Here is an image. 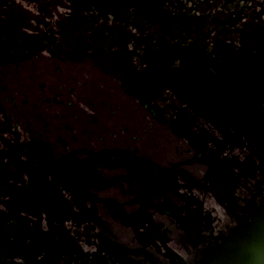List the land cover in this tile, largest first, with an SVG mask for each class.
<instances>
[{
    "label": "flooded vegetation",
    "instance_id": "obj_1",
    "mask_svg": "<svg viewBox=\"0 0 264 264\" xmlns=\"http://www.w3.org/2000/svg\"><path fill=\"white\" fill-rule=\"evenodd\" d=\"M13 1L11 73L18 52L47 70L27 73L32 91L15 93L0 65V264H145L147 253L151 264H199L243 233L264 202V146L254 140L264 135V0ZM200 62L208 72L195 101L167 77ZM79 65L128 99L144 87L145 103L160 81L158 116L178 111L169 120L187 135L174 149L196 174L141 154L127 124L71 140L67 112L90 104L77 100L88 77L66 70Z\"/></svg>",
    "mask_w": 264,
    "mask_h": 264
},
{
    "label": "rangeland",
    "instance_id": "obj_2",
    "mask_svg": "<svg viewBox=\"0 0 264 264\" xmlns=\"http://www.w3.org/2000/svg\"><path fill=\"white\" fill-rule=\"evenodd\" d=\"M0 6L3 10L0 16V44L2 45L4 43L6 48L5 51L0 49V65L6 69L7 77L12 81L11 88L13 92L17 93L20 90L31 92L32 84L24 78L26 74H40L47 69L43 67L41 62H28L20 55V52H18L17 59L20 65V72L17 76L11 73L9 49H19L18 43L15 41L16 39L14 37V34L18 32V21H15V17L18 16V8L14 1L8 2V0H0ZM23 37L25 36L23 35ZM175 54L181 55V52L176 51ZM238 64L244 72H249L251 70L250 65L247 63L238 62ZM202 66L203 64L200 62L196 69L185 77H181L179 71H175L174 74L167 77V81H172L173 78L178 79L179 85L176 92L179 95H189L192 100L200 101L202 95L196 89V85H200L201 82L205 80V76L208 72L206 69L202 70ZM66 70L74 72L77 75L88 77L87 85L81 91L77 100L90 103L86 110L74 108L67 112V117L73 121L78 130L71 140H90V138L98 132L97 128L100 124L106 126L127 124L130 126V133L141 143V154H145L156 164L170 162L174 167H178L179 169L182 168L189 173L196 174L199 164L194 163L189 156L176 152L174 149V145H181L182 139L187 135L186 129L175 130L174 124L169 120L175 118L178 111H171L165 114V116H158V111L160 110L159 103L164 102L162 95H160L161 100L155 102L160 93V81L157 82L158 80H156V84L149 86L148 91H150V93L154 92L155 94L149 98V103H145L147 99L142 101L138 100V96L143 94L144 90L142 89L144 87L137 90L130 87V99H128V97L121 93L114 84H105L102 82L99 75L90 73L82 65L75 67L67 66ZM169 88L172 89V87ZM133 93L135 94L133 95ZM185 106L190 105L187 104ZM112 108L116 110L114 115H111ZM232 108L233 112L230 115V119L231 121L238 122L239 119L241 120L243 114L241 107L239 108L238 104H233ZM191 118L192 117L189 116V122H193ZM83 129L86 130L87 136L82 134L81 130ZM179 136H181V138ZM254 140L264 146V135L260 132L255 133ZM73 144H76V142ZM136 168H138V166H136ZM209 191L214 200L220 201L221 191L214 180L211 181L209 185ZM135 207V199L130 198V209L132 210ZM134 252H136V249H130V253ZM144 262L145 264H151V253L145 254ZM163 264L166 263L163 262Z\"/></svg>",
    "mask_w": 264,
    "mask_h": 264
},
{
    "label": "water",
    "instance_id": "obj_3",
    "mask_svg": "<svg viewBox=\"0 0 264 264\" xmlns=\"http://www.w3.org/2000/svg\"><path fill=\"white\" fill-rule=\"evenodd\" d=\"M199 264H264V202L243 233L224 238Z\"/></svg>",
    "mask_w": 264,
    "mask_h": 264
}]
</instances>
